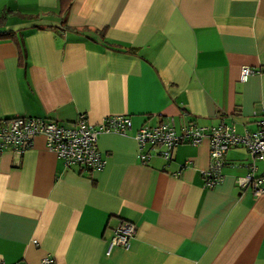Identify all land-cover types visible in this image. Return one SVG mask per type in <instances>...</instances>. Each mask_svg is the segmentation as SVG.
Wrapping results in <instances>:
<instances>
[{
	"label": "crops",
	"instance_id": "obj_1",
	"mask_svg": "<svg viewBox=\"0 0 264 264\" xmlns=\"http://www.w3.org/2000/svg\"><path fill=\"white\" fill-rule=\"evenodd\" d=\"M4 13L15 37L0 39V118L132 125L97 135L98 170L66 165L42 134L0 153V264H264V191L239 181L252 171L264 186V159L229 148L209 187L207 138L164 158L133 135L160 120L256 129L264 0H0ZM126 220L129 246L109 248Z\"/></svg>",
	"mask_w": 264,
	"mask_h": 264
},
{
	"label": "built area",
	"instance_id": "obj_2",
	"mask_svg": "<svg viewBox=\"0 0 264 264\" xmlns=\"http://www.w3.org/2000/svg\"><path fill=\"white\" fill-rule=\"evenodd\" d=\"M253 72L254 70L248 66L242 67L240 79L245 80L247 75ZM131 125L130 116L124 113L108 114L96 123H91L83 112L71 124L37 115L8 116L0 118V153L11 148L14 152L22 154L32 145L33 137L42 134L46 139V147L54 151L66 165L78 164L83 168L98 170L105 166L106 161L97 148V135L109 132L125 134ZM256 126L253 131L239 133L233 124L224 121L209 126L191 122L177 131L169 121L160 120L157 124L139 126L133 135L140 148L160 147L158 154L164 158L169 157L176 143L186 140L197 144L203 138H207L210 145V165L204 171V182L206 186L212 187L222 179L220 168L224 162L223 154L229 148L241 145L246 148L253 160L264 159V110L256 119ZM140 156L143 160H147L150 153L142 151ZM239 181L240 184L251 183L256 194L264 191V186L260 185L261 180L255 178L252 171L240 177ZM135 230L136 225L131 221L119 222L113 229L109 248L114 244L127 248ZM50 262L49 258L43 259L44 264Z\"/></svg>",
	"mask_w": 264,
	"mask_h": 264
},
{
	"label": "trees",
	"instance_id": "obj_3",
	"mask_svg": "<svg viewBox=\"0 0 264 264\" xmlns=\"http://www.w3.org/2000/svg\"><path fill=\"white\" fill-rule=\"evenodd\" d=\"M5 17H6L5 13L1 14L0 16V39H4L5 37H15V32L13 30L1 28V26L4 25Z\"/></svg>",
	"mask_w": 264,
	"mask_h": 264
}]
</instances>
